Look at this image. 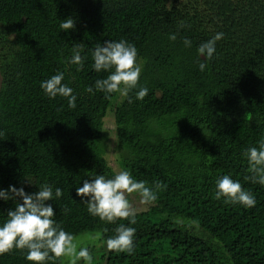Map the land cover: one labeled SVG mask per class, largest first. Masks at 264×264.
<instances>
[{
	"label": "trees",
	"instance_id": "16d2710c",
	"mask_svg": "<svg viewBox=\"0 0 264 264\" xmlns=\"http://www.w3.org/2000/svg\"><path fill=\"white\" fill-rule=\"evenodd\" d=\"M67 18L75 27L63 30ZM221 32L213 58L201 57L199 45ZM106 40L134 44L142 65L137 88L119 101V93L95 89L109 73L95 71L92 53ZM74 45H82V68L69 63ZM58 72L75 108L41 87ZM143 87L148 94L137 99ZM262 139L264 0H0V190L61 188L47 203L75 237L97 232L106 243L121 224L136 229L133 253L107 249L92 264H264V185L246 179L242 155ZM105 148L114 151L113 166ZM115 168L166 186L134 225L100 220L76 195L85 179L111 178ZM223 175L240 181L255 206L217 200ZM17 203L0 198V225ZM26 255L15 249L0 264H32Z\"/></svg>",
	"mask_w": 264,
	"mask_h": 264
},
{
	"label": "clouds",
	"instance_id": "9594fccd",
	"mask_svg": "<svg viewBox=\"0 0 264 264\" xmlns=\"http://www.w3.org/2000/svg\"><path fill=\"white\" fill-rule=\"evenodd\" d=\"M181 26H183L181 24ZM75 21L67 18L60 24L63 30L73 29ZM224 34L217 33L208 41L201 43L198 54L206 60H211L216 52L217 41ZM171 40H176V34H171ZM185 46H191V40L184 39ZM82 45L73 46L71 64L83 67L84 59L81 56ZM95 71H106V78L95 82V89L107 94L119 93L128 97L129 92L136 89L142 73V65L138 62V49L134 44L126 40H106L97 44L92 53ZM206 63L201 62L199 68L204 71ZM65 79L64 72H58L51 78L43 81L41 87L50 98L58 95L68 98L69 108L76 107L77 96L73 89L62 83ZM87 92H93L89 86ZM148 94L147 87L140 88L137 99L143 100ZM131 102V101H129ZM242 155L247 159L248 172L246 179L253 183L264 185V139L258 142V146L247 148ZM31 184V180H27ZM166 187L161 182H156L152 187L144 180H136L128 170H121L111 178L105 175H96L91 179H85L83 186L76 189V195L80 196L87 204L88 212L100 218L102 221L115 223L117 220H130L136 223L137 209L129 199L132 194L140 197L141 204H151L158 198L157 193ZM62 189L53 187L47 183L39 186V191L28 193L24 187L9 186L7 190H0V198L4 200L18 201L14 209L8 210V218L0 225V255L10 253L15 249L27 250L26 259L32 264H46L47 261L67 257L69 264H77L83 260L86 264H92L93 257L88 247H80L76 237L64 230L54 219L55 210L47 201L62 196ZM22 198V202L18 200ZM215 198H223L225 203L241 204L245 207H254L256 199L254 195L245 190L240 181L234 180L230 175H223L216 182ZM134 227L119 225L116 234L106 241L108 250L115 252L133 253L135 248Z\"/></svg>",
	"mask_w": 264,
	"mask_h": 264
},
{
	"label": "rangeland",
	"instance_id": "374dc122",
	"mask_svg": "<svg viewBox=\"0 0 264 264\" xmlns=\"http://www.w3.org/2000/svg\"><path fill=\"white\" fill-rule=\"evenodd\" d=\"M121 98V95L119 94L118 96V101L119 99ZM113 114H112V111L111 110H108L107 111V115L106 117L104 118V127H105V130H106V138L108 139V144L109 145V148L112 146L111 143H113V138H114V124H113ZM106 149L105 151H107V155L109 157L108 161L109 163L113 166L114 165V162H113V155H114V151H110V149ZM107 157V158H108ZM115 172L118 173L119 172V169L118 168H115ZM130 199H134V200H131L134 204V206L136 207L137 211L139 210H143L144 209V205L141 204L139 201V199H137V197H133ZM76 240H77V243L80 247H92L93 248V251H92V257H93V262L97 259H99V257L101 256V254L104 252H107V246H106V243L105 242H102L100 239H99V235L97 232H85L79 236H76ZM62 264H69L68 262V258L67 257H64L62 258ZM77 264H86L85 261L83 260H79L77 262Z\"/></svg>",
	"mask_w": 264,
	"mask_h": 264
}]
</instances>
